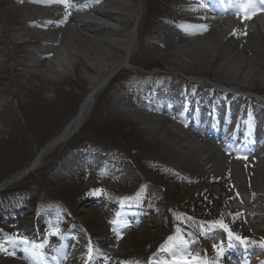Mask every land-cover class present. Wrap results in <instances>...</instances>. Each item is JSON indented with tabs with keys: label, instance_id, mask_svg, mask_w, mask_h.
<instances>
[{
	"label": "bare ground",
	"instance_id": "1",
	"mask_svg": "<svg viewBox=\"0 0 264 264\" xmlns=\"http://www.w3.org/2000/svg\"><path fill=\"white\" fill-rule=\"evenodd\" d=\"M126 1L70 0L71 7L66 9L55 0H0V18L5 16L7 22L6 26H0V34L3 33L0 42L5 45L3 49L0 47V56H4L6 76L11 68L17 77L27 80L43 78L60 81L67 80L69 67L74 71H80L82 67L92 77L86 99L29 167L39 166L46 157L61 150L71 140L92 114L96 95L107 93L110 83L111 86L114 84L112 79L124 71H118L110 80L111 73L120 63L129 61L141 68L160 66L162 72L157 74L160 81L157 77L134 78L131 86L122 84V80L115 82L114 91L111 87L109 91L112 93L106 95V99L112 102L111 106L118 112L133 113L143 109L149 112L138 118L145 123V132L152 138L159 134L153 139L163 144L165 150L185 169L192 167L210 176L219 177L222 173L236 178L239 171L233 164V158L238 152L243 153L244 149L240 136L253 132L257 134L253 123L262 124L261 130H264V105L237 93L220 91L217 87L204 85L201 89L198 85L193 86L186 82L182 74L203 76L207 72V77L219 84L255 91L264 96V5L256 1L257 7L249 11L251 15L258 11L263 15L259 18L261 28L256 29L263 37L261 39L246 28L244 32L241 29L232 32V37L223 36L225 25L242 26V20L238 22L225 16L242 14L236 7H227L229 11L218 13L211 5L204 8L195 0H162L168 8L164 10L168 15H161L160 27L148 33V38L153 37L154 40L142 45L146 53L157 56L151 54L152 59L149 60L143 59V56H132L136 37L138 42L143 29L140 20L142 7ZM106 21L116 25H106ZM131 24L134 27L130 33ZM197 24L206 26L207 31L197 27L200 26ZM36 29L39 30L35 32ZM47 33H50L49 38ZM61 37H67V41L70 37L72 42L63 46ZM60 46L74 51L63 58ZM7 61L12 63L11 67ZM6 76L1 79H6ZM148 98H160L173 110L167 113L164 104L149 101ZM21 105L26 106L23 102ZM173 111L178 115L174 116ZM193 112L202 116L204 126L196 127L194 118L190 117ZM206 112L207 116L202 115ZM174 117L175 123L180 125L173 123ZM231 119L234 122L230 124ZM160 128L161 133L158 132ZM262 141L264 138L260 146ZM251 155L241 157L242 165L248 160L253 161L246 168L254 177L249 179L251 184L240 187L247 194L240 200L245 205H264V144ZM66 166L69 167L68 164ZM244 212L248 219L253 217ZM103 242L112 245L108 240ZM8 246H3L6 251H0V264H13L16 260L14 256H11L13 260L6 259L10 257ZM76 259L77 255L72 254V261L67 264H74ZM60 261L63 260L60 258Z\"/></svg>",
	"mask_w": 264,
	"mask_h": 264
},
{
	"label": "rangeland",
	"instance_id": "2",
	"mask_svg": "<svg viewBox=\"0 0 264 264\" xmlns=\"http://www.w3.org/2000/svg\"><path fill=\"white\" fill-rule=\"evenodd\" d=\"M161 1H126L133 6L140 3L142 7L140 19H142L143 29L136 46H140L139 56H143V59L151 60L152 56H156L155 53H151L152 56L150 53H146L142 45L144 42L150 43L154 40L153 37L148 38V33H152L160 27L161 15H168L164 11L168 8ZM4 18L3 16L0 18L2 27L7 24ZM132 25L130 28L133 27ZM259 26V22L255 23V27L261 28ZM224 33L225 31L222 34ZM213 34L212 32V37ZM254 34L257 35V33ZM148 39L149 41H147ZM61 40H63L61 44L63 46L66 45V42H72L70 37L68 41L67 37H61ZM205 40L207 41V39ZM196 42L199 43L198 40ZM63 46H60L63 51L60 56L66 58L74 50H67ZM1 58L3 57L1 56ZM7 64L9 67L12 65L9 61ZM134 65L132 67H135ZM3 69L4 66L0 64V108L2 110L0 112V154H2L0 157V183L14 172L27 167L36 157L38 150L62 131L88 92L90 87L88 82L92 79L91 75L82 67L80 71H74L69 67L67 80L60 81L43 78L27 80L25 77H17L11 68L6 76ZM139 69L136 66L133 70L139 71ZM207 74L206 72L203 76L207 77ZM3 76L7 78L2 80ZM129 79L132 78H127V80ZM125 85L130 86L131 84ZM113 86L114 84L111 86L110 83L107 93L101 92L100 95H96V104L92 114L67 146L61 152L56 151L46 157L39 164L37 170L17 182L15 191L20 189L29 193L27 200L30 207L25 219L31 218V213H34L36 206L45 204L44 199H47L46 202L49 203H53L52 199H55L59 206H62L61 201H68V210L71 214L66 217L72 216L76 225L74 227L69 225L66 229L73 227L76 236L82 240L85 238L82 230L86 227L94 236L98 235L99 238H102L108 235L118 241L113 252L105 253V258H108L106 264H127V262L128 264H137V262L144 264L148 255L150 257L152 254L154 257L153 252L157 250L158 246L176 240V235L180 232L178 229H183L185 233L186 230L196 232V236L186 233L190 237L187 250L195 248L198 243L200 249H209L213 245L219 246L221 242L210 230L203 231L204 235H201V231H199L202 228L197 221L198 216L212 218L210 207L207 210L202 209L203 204L207 202L213 207L216 201L218 203V200H222L223 207L227 212L231 216H238L237 213H234L233 206L236 204L231 196L234 195L238 198L240 193L247 195L240 187L251 184L249 179L254 177V174L247 171L246 166L237 160L235 165L239 174H236V178L219 173L218 179L213 181L212 177L203 171L192 167L185 169L165 150L163 144L153 139L159 137V134L153 138L147 135L144 130L145 123L138 119L142 114H146L144 109L128 113L122 110L118 112L111 106L112 102L106 99V95L114 91ZM111 87L112 92L109 91ZM21 102L25 103V108ZM158 132L161 133V128ZM108 148H119L122 156H127L128 159L114 160L112 164H117V166L109 167L111 171H107L108 175L107 172L99 177L93 174H78L81 163L84 167L99 166L101 157H103L100 151ZM119 151L116 154L120 156ZM67 164L69 167L66 166ZM167 168L178 172L173 173ZM114 172L116 174L112 176ZM139 187H142L144 192L140 191ZM6 189L8 188L3 187L0 192L5 193ZM90 189H102L103 195L112 202L119 200L121 195L128 191L135 190L143 193L142 202L134 205H130L131 201L126 202L127 205L118 203L124 211L119 220H114L116 221L115 227H117L114 232L110 224L106 222V219L112 214H110L105 199H103L104 207L101 208L103 204L101 206L90 204L87 201L90 199L84 198V192L90 191ZM192 196L196 199L200 198L202 201L206 200L204 203L200 201L202 208L190 205L193 200ZM8 200L10 203L4 207L2 203H8ZM20 200L23 199L10 200L0 194V212H4L10 205L19 206ZM146 213L149 214V219H140V217L145 218ZM57 216L61 219L60 221H63V213L62 216L60 214ZM217 217L227 218L225 214H218ZM122 218L127 219L123 221ZM239 220L242 227H240L241 233L246 234V237L259 238L258 235L264 234V227L259 222L260 218L245 222L243 216L242 218L238 217L236 221ZM143 221L146 222L140 223ZM242 221L244 223H241ZM230 222L231 226L235 224L232 221H227V223ZM6 223V221H2L0 225L5 226ZM127 223H136L137 226L123 230L119 228ZM2 226H0V232ZM258 232L261 234H256ZM260 247L256 245L252 248L253 262L258 260V254H262L264 251V245ZM162 252L167 255V251L162 250ZM79 256L78 259L82 257ZM93 256L95 257V255Z\"/></svg>",
	"mask_w": 264,
	"mask_h": 264
},
{
	"label": "snow or ice",
	"instance_id": "3",
	"mask_svg": "<svg viewBox=\"0 0 264 264\" xmlns=\"http://www.w3.org/2000/svg\"><path fill=\"white\" fill-rule=\"evenodd\" d=\"M55 2L64 5V7L66 9L71 7L70 0H55ZM97 2H98V0H97ZM218 2L223 3V0H218ZM229 2H231V0H229ZM259 4L264 5V0H259ZM200 6L201 7H208V4L206 2H202ZM239 6H240L241 10L243 11L245 18H248L249 11L255 9L257 7V4H256V0H240ZM262 10H264V9H262ZM197 27L201 28L203 31H207V27L204 25H200ZM185 126H187V125H185ZM102 191H103L102 189H95L90 194L91 195H100V194H102ZM110 223H116V221H111ZM216 224H218L220 227H222L226 231H228V236L230 238H234L235 240L239 241L240 244L245 245V247L248 245L249 241L246 238H242L240 236H233V233L231 231H229L227 229V226L224 225L222 222L217 221ZM124 226L126 227L127 225L125 224ZM113 231L115 232L116 229L113 228ZM204 234L205 233L202 231L201 235H204ZM20 242L21 243H27L26 240H22ZM251 243H256V242L251 241ZM44 246H45L44 244H40V245H37L35 247L43 249ZM186 246H187V241L178 237L177 243L174 244L172 246V248L165 247L162 249L163 251L172 252V254L174 255L175 258L172 261H162L161 264H209L208 261H197L196 258H192L191 260H189V259H185L184 256H175V252L173 251V249H175V251H181V250L185 249ZM213 248L217 253V261H218L219 258L222 257L224 254V248H223V246H217V245H213ZM0 251H6V249L2 245H0ZM57 251H59V250H57ZM92 252H93V250L91 248H89V259L92 258ZM37 255H40L41 258H43V253H37ZM52 260L56 261L58 264V257L57 256H53ZM213 264H216V262H213Z\"/></svg>",
	"mask_w": 264,
	"mask_h": 264
}]
</instances>
